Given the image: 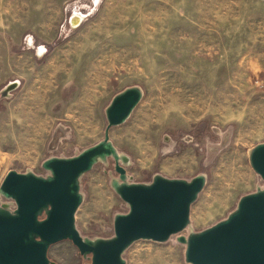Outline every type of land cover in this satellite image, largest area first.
I'll use <instances>...</instances> for the list:
<instances>
[{
    "label": "rangeland",
    "instance_id": "obj_1",
    "mask_svg": "<svg viewBox=\"0 0 264 264\" xmlns=\"http://www.w3.org/2000/svg\"><path fill=\"white\" fill-rule=\"evenodd\" d=\"M76 13L86 19L72 29ZM130 88L141 90L139 103L109 129L129 159L120 162L129 182H207L183 232L137 241L123 257L189 264L180 239L226 220L242 197L264 189L250 163L264 143V0H0V189L11 171L45 178L46 160L103 141L111 103ZM115 180L113 157L81 177L83 238L111 239L115 217L129 212ZM1 208L13 212L16 203L0 190ZM49 257L91 262L70 241Z\"/></svg>",
    "mask_w": 264,
    "mask_h": 264
},
{
    "label": "water",
    "instance_id": "obj_2",
    "mask_svg": "<svg viewBox=\"0 0 264 264\" xmlns=\"http://www.w3.org/2000/svg\"><path fill=\"white\" fill-rule=\"evenodd\" d=\"M76 14L70 18L72 29L86 19L81 15V23L74 28ZM141 97L138 88L117 95L107 111L104 140L78 156L46 160L43 167L51 175L44 178L16 171L6 175L0 190L15 201L16 209H0V264H56L49 250L62 241L72 242L80 255L90 256L88 264H126L124 253L135 242L163 243L189 226L191 208L206 186V177L199 175L189 182L157 175L151 184L131 183L120 165L129 159L110 141L109 129L125 122ZM110 157L120 175L114 188L130 209L115 217L111 239L91 241L76 227L83 201L80 179ZM250 163L264 181V143L253 148ZM180 241L187 244L189 264H264V189L242 197L226 220Z\"/></svg>",
    "mask_w": 264,
    "mask_h": 264
},
{
    "label": "bare ground",
    "instance_id": "obj_3",
    "mask_svg": "<svg viewBox=\"0 0 264 264\" xmlns=\"http://www.w3.org/2000/svg\"><path fill=\"white\" fill-rule=\"evenodd\" d=\"M77 15V14H76ZM82 21V16L80 15H77V16H74V18L72 19V26L75 28L77 27ZM80 28V27H79ZM19 84H16V83H13L11 84L9 87H8V91H14L17 89ZM124 157V156H123ZM160 263H167L166 260H161L159 259L158 260ZM157 262V261H156Z\"/></svg>",
    "mask_w": 264,
    "mask_h": 264
},
{
    "label": "crops",
    "instance_id": "obj_4",
    "mask_svg": "<svg viewBox=\"0 0 264 264\" xmlns=\"http://www.w3.org/2000/svg\"><path fill=\"white\" fill-rule=\"evenodd\" d=\"M79 15H81V14H79ZM41 52H42V54H44L46 52V50L45 49H42Z\"/></svg>",
    "mask_w": 264,
    "mask_h": 264
}]
</instances>
